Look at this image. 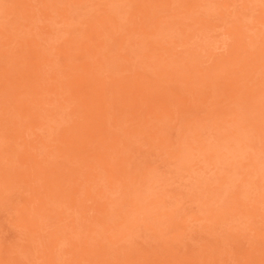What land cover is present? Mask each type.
<instances>
[{"label":"rangeland","instance_id":"obj_1","mask_svg":"<svg viewBox=\"0 0 264 264\" xmlns=\"http://www.w3.org/2000/svg\"><path fill=\"white\" fill-rule=\"evenodd\" d=\"M0 264H264V0H0Z\"/></svg>","mask_w":264,"mask_h":264}]
</instances>
